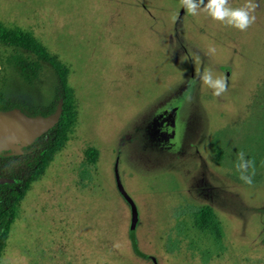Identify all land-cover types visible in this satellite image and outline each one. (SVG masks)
Returning a JSON list of instances; mask_svg holds the SVG:
<instances>
[{
	"label": "rangeland",
	"instance_id": "374dc122",
	"mask_svg": "<svg viewBox=\"0 0 264 264\" xmlns=\"http://www.w3.org/2000/svg\"><path fill=\"white\" fill-rule=\"evenodd\" d=\"M254 2L256 21L240 31L180 0H0V24L68 68L78 110L69 141L15 205L0 264H264V0ZM205 69L227 79L221 96L200 81ZM5 78L10 100L48 102L47 78ZM162 120L176 122L178 145L155 138ZM240 152L255 162L251 186L235 169ZM117 179L137 210L139 254Z\"/></svg>",
	"mask_w": 264,
	"mask_h": 264
},
{
	"label": "trees",
	"instance_id": "16d2710c",
	"mask_svg": "<svg viewBox=\"0 0 264 264\" xmlns=\"http://www.w3.org/2000/svg\"><path fill=\"white\" fill-rule=\"evenodd\" d=\"M9 70L16 72L29 85L43 86L41 80L47 78L50 82L47 86L52 87L51 94L45 104L28 105L10 100L0 89V112L19 111L28 118H46L53 115L59 105L61 109L58 123L26 144L20 153L9 152V149L0 151V178L15 180L14 183L0 184V251L14 218L15 205L65 147L78 121L74 91L67 85L68 68L25 32L10 30L0 24V85L4 84ZM85 156L95 164L98 152L90 148Z\"/></svg>",
	"mask_w": 264,
	"mask_h": 264
},
{
	"label": "clouds",
	"instance_id": "9594fccd",
	"mask_svg": "<svg viewBox=\"0 0 264 264\" xmlns=\"http://www.w3.org/2000/svg\"><path fill=\"white\" fill-rule=\"evenodd\" d=\"M181 6L191 15H197L200 10L215 21H219L228 26L234 27L240 31H247L256 21L254 15L258 4L254 0L247 2L240 7H231L229 0H180ZM175 19V17H173ZM209 54H215L216 49L210 47ZM200 81L213 90L217 97L227 91L228 81L223 76H215L211 69H205L199 74ZM238 178L251 186L255 176V162L246 157L245 153L240 152L237 155L235 164Z\"/></svg>",
	"mask_w": 264,
	"mask_h": 264
},
{
	"label": "water",
	"instance_id": "95a60500",
	"mask_svg": "<svg viewBox=\"0 0 264 264\" xmlns=\"http://www.w3.org/2000/svg\"><path fill=\"white\" fill-rule=\"evenodd\" d=\"M61 109V108H60ZM13 112V111H11ZM10 112H0V151L12 149L21 144H28L38 138L40 135L52 129L59 120L60 110L46 118H29L26 123H14L5 119L4 115ZM13 182L12 179L0 178V183L5 184ZM117 187L121 195L127 201L131 208V225L129 230L130 240L134 251L139 254L135 238V228L137 223V210L132 200L127 196L122 188L119 179Z\"/></svg>",
	"mask_w": 264,
	"mask_h": 264
},
{
	"label": "flooded vegetation",
	"instance_id": "af4514ba",
	"mask_svg": "<svg viewBox=\"0 0 264 264\" xmlns=\"http://www.w3.org/2000/svg\"><path fill=\"white\" fill-rule=\"evenodd\" d=\"M26 33V32H25ZM27 34V33H26ZM29 37H30V39H33L34 41H37V42H39L36 38H34L32 35H30V34H27ZM28 38V37H27ZM40 43V45H41V47L44 49V50H47L46 48H45V46H44V43L43 42H39ZM16 73V72H15ZM16 75H17V73H16ZM18 76V75H17ZM19 77V76H18ZM5 82H6V78H5ZM5 82H4V84H5ZM3 84V85H4ZM35 85H37V84H35ZM1 86L2 85H0V89L3 91V89L1 88ZM177 120V119H176ZM157 128L155 129V138L158 140V142H163V140L164 139H166V138H168V137H171V139H172V141H176L177 143V145H178V140H177V133H178V130H177V124H176V122H175V126L173 127V128H171V127H169L168 125H167V121L166 120H162V121H158L157 122ZM186 146H188L189 148H188V151H190L191 150V147H192V145H189V143H187L186 144ZM176 152H178V151H176ZM1 156V155H0ZM178 155L177 154H175V155H173V160H178V159H175L176 157H177ZM184 156H186V155H184ZM7 179H11V178H7ZM13 180V182H8V183H5V184H9V183H14L15 182V180L14 179H12ZM1 184V183H0Z\"/></svg>",
	"mask_w": 264,
	"mask_h": 264
}]
</instances>
